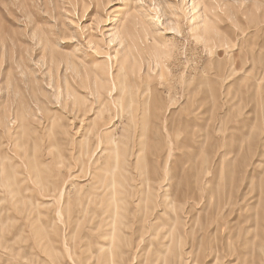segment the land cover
I'll list each match as a JSON object with an SVG mask.
<instances>
[{"label":"rangeland","instance_id":"374dc122","mask_svg":"<svg viewBox=\"0 0 264 264\" xmlns=\"http://www.w3.org/2000/svg\"><path fill=\"white\" fill-rule=\"evenodd\" d=\"M263 65L264 0H0V264H249L189 182L264 187L238 94Z\"/></svg>","mask_w":264,"mask_h":264},{"label":"bare ground","instance_id":"6f19581e","mask_svg":"<svg viewBox=\"0 0 264 264\" xmlns=\"http://www.w3.org/2000/svg\"><path fill=\"white\" fill-rule=\"evenodd\" d=\"M258 77H260L261 80L264 79V70H262V72H259ZM238 94L240 105H246V107L249 108L244 112V119L240 123L242 124L240 126V130H242V138H248L249 141L246 140L245 144L240 145L241 148L239 152L245 146L246 148H252L251 145H254L257 150L258 156L255 169L257 171H260L264 166V94L260 97L261 99L257 98L259 94L258 90L251 93L250 91H246V89H241ZM210 95L212 98L217 97L216 93L214 92H211ZM212 98L207 99V124H209L213 120V110L215 108V105L217 104V102H212ZM245 125L246 127L244 128L243 126ZM206 141L207 136L202 142H197V146H190L192 148H195L196 150L190 151L189 153L187 152L184 155V171L187 169L188 172H191V170L195 169V172L197 174H200L199 172H197L198 166H196L195 156L200 153V150L203 145L206 144ZM214 145L218 147V142H215ZM216 147H208L209 151L205 153L206 155L203 157V163L201 165H203L204 174L209 171L207 159L208 157H210V154L213 153V150L216 149ZM221 159L222 158H220V160ZM224 160L225 158L223 157L222 161ZM225 175L227 177L223 178V180L225 179V188L223 187L222 191L223 195L219 194V192L221 191V187L218 184L217 173H215L213 177L207 180H204V178H200L194 180L191 179L189 182L190 178H188L189 185L191 186L189 187V195H196L198 193V190L200 189L199 184L204 181H206V185L213 184V188L206 189L204 187L207 192L206 206H201L198 208L202 212L204 210H210L207 211L208 214L206 218H209L211 216L213 218L212 221H208L204 224V227L206 228L204 232L208 233V235H212V238H216L221 235L225 237L228 242H233L236 240L240 244H237L235 247L231 246L232 249H229V252H231L232 255H234L233 252H237L236 255L240 258L249 255L251 258L249 264H261L262 259L260 257L261 255L264 256V245H262V243H264V234H259L256 229L264 225V187L260 183L254 184L252 180H249V189L250 187H253V192L255 191L256 193L251 198H246V193H244L238 200L240 201V203L237 204L236 202H234V197L232 196L235 183V178L233 177L234 171H232V175L230 177L229 172H226ZM255 176H258L260 178L259 174H256ZM177 177V172H175L172 168L171 180L177 179ZM262 177L264 178V172ZM200 180L202 182H200ZM171 187H174V185H172ZM212 193L219 194L221 198L218 196L216 198L212 197ZM221 200L223 202L222 205ZM213 204H215V206H213ZM225 210L227 213L224 214L222 211ZM249 210H251V213L249 212ZM227 216H231L233 218V224H238V228H234L232 226L224 231L220 229L222 227V219L226 218ZM241 223L246 224V227L244 228L243 226H241ZM212 227L213 229H211ZM202 240H200L201 243H199L198 245V247L200 248ZM258 241H261L262 243H258Z\"/></svg>","mask_w":264,"mask_h":264}]
</instances>
